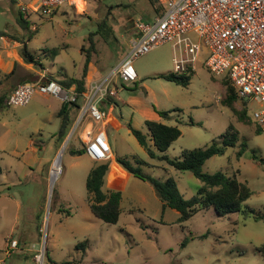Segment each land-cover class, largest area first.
<instances>
[{
	"label": "rangeland",
	"instance_id": "obj_1",
	"mask_svg": "<svg viewBox=\"0 0 264 264\" xmlns=\"http://www.w3.org/2000/svg\"><path fill=\"white\" fill-rule=\"evenodd\" d=\"M164 1L153 7L149 0H75V5L65 3L51 15L31 13L36 33L32 27L20 29L17 23L22 7L37 10L31 0H0V32H21L26 41L30 39L28 49L39 56V70L47 69L61 79L62 74L79 78L85 64L82 49L89 48L98 23L107 21L118 42L110 37L108 42L99 34L94 37L96 52L89 65L90 71L97 69L94 81L109 75L122 61L135 21H151ZM174 56L171 44L162 45L136 59L137 82L116 78L118 96L103 103L109 113L105 130L114 160L97 162L86 153H71L85 148L80 133L87 121L77 126V118L66 139L57 143L61 103L55 97L34 96L26 106L0 109V264H37L34 256L44 248V264H264L257 251L264 245V219L242 212L221 216L210 209L180 223L179 213L163 207L151 182L117 162L124 159L162 183L174 179L180 194L190 199L201 182L160 157L181 159L185 151L220 144V137L227 136L234 146L206 161L203 171H220L246 182L253 194L242 210L248 206L264 214V133L257 132L253 117L259 105L238 99L235 108H246L247 117L240 121L222 102L225 78L209 72L204 56L187 86L159 78L176 72ZM156 110L171 116L161 118ZM158 118L182 133L165 153L157 150L145 125L146 120ZM130 126L147 137L154 157L139 144ZM59 158L60 171L53 179V165ZM102 163L109 164L103 192L122 194L121 216L115 225L95 217L88 203L87 177ZM13 240L17 249L8 250Z\"/></svg>",
	"mask_w": 264,
	"mask_h": 264
},
{
	"label": "built area",
	"instance_id": "obj_2",
	"mask_svg": "<svg viewBox=\"0 0 264 264\" xmlns=\"http://www.w3.org/2000/svg\"><path fill=\"white\" fill-rule=\"evenodd\" d=\"M65 3L75 5V0H35L37 10L33 11L51 15ZM162 5L164 12L153 20L135 21L136 35L129 40L122 61L109 75L91 83L83 94L77 126L87 121L81 138L86 154L94 161L105 162L112 157L105 130L108 112L101 109V104L118 96L116 78L137 82L136 59L165 44H171L174 50L176 73L195 71L204 56L205 66L214 77L229 79L243 102L257 103L259 108L253 117L264 133V0H165ZM36 94L63 103L78 100L75 90L49 80L44 72L39 80L18 85L9 94L7 105L26 106ZM17 246L13 240L8 250ZM44 255L45 248L34 256L37 264H44Z\"/></svg>",
	"mask_w": 264,
	"mask_h": 264
},
{
	"label": "trees",
	"instance_id": "obj_3",
	"mask_svg": "<svg viewBox=\"0 0 264 264\" xmlns=\"http://www.w3.org/2000/svg\"><path fill=\"white\" fill-rule=\"evenodd\" d=\"M152 6H156L158 0H149ZM164 12L163 5H160L157 9V14L160 15ZM27 11H20V17L17 20L18 26L26 31L30 29V21L27 19ZM98 31L91 34L89 37V48H83L82 51L85 55V64L81 77H70L66 75H61L60 77L48 76L49 80L56 81L65 88H71L75 86V91L78 94V100L76 102L63 103L62 107L58 113V118L60 119L59 130L56 134L57 143H62L67 135L69 134L80 109V104L83 102V94L89 91V85H87V73L89 71V64L92 61V55L96 52L94 37L99 34L109 42L108 38H113L118 42L117 36L113 33L111 28H108L107 21H102L98 23ZM104 34V35H103ZM1 36H9L7 32H0ZM14 38V37H12ZM15 39V38H14ZM30 40V39H28ZM23 43L21 54L27 63H33L36 67L40 68L38 63V58L36 54L31 53L26 45V40L23 38L21 40ZM52 54L56 56L57 50H53ZM195 74V71L188 70L183 73L171 72L167 74L159 75V78L164 80L174 82L178 85L187 86L190 79ZM223 84L226 88V96L223 99V104L230 107L235 115H237L240 121H247L246 108L238 110L235 108V103L238 101V96L236 94L235 88L229 81L225 78ZM8 96L6 94L0 96V109L9 107L7 105ZM111 99V98H109ZM101 109H104L101 106ZM161 118L169 119L170 113L167 111H157ZM145 125L150 133L151 140L153 141L157 150L161 153H165L172 144L182 135L181 131L177 126H170L162 123L161 121L146 120ZM230 130L233 126H230ZM132 134L136 137L139 144L143 146L151 157H154V152L148 142L147 137L139 130H136L130 126ZM257 132H261L259 127ZM221 143H213L211 146L205 149H195L187 150L183 153V157L180 159H170L168 156L163 154L160 159L165 160L170 166L174 167L177 171L191 172L200 182L201 186L198 188L197 193L190 199H185L179 192L177 184L174 179L169 178L164 183L157 179L146 176L141 173L140 170L130 167L124 159L117 158V162L125 166L135 177H138L144 181H149L152 183L156 193L158 194L160 200L163 203V207L171 208L179 213V222L184 223L189 221L192 217L202 211H208L213 209L219 215H231L235 213L242 212L244 215H254L256 220L264 219V214L256 211L253 208L245 206L244 203L252 196L253 192L246 182H242L237 179L236 176L228 177L223 172H215L212 174L205 173L203 171V166L210 158L214 156L224 155L226 148L229 146H234V143L227 136L220 137ZM244 149H241L237 155L242 156ZM73 155H83L86 153V149L71 150ZM256 151H253V158L257 159ZM109 170L108 163H102L91 169L87 177L86 189L88 193V203L91 212L95 217L100 219L106 224L115 225L118 223L121 216V192H103L104 178ZM2 173V168L0 166V174ZM183 246H185L183 244ZM85 250L87 248V243L82 244ZM257 251L264 258V245L257 248ZM47 259L50 261L51 258L48 255ZM69 264V263H62Z\"/></svg>",
	"mask_w": 264,
	"mask_h": 264
},
{
	"label": "crops",
	"instance_id": "obj_4",
	"mask_svg": "<svg viewBox=\"0 0 264 264\" xmlns=\"http://www.w3.org/2000/svg\"><path fill=\"white\" fill-rule=\"evenodd\" d=\"M28 1H30V0H28ZM31 2L34 5L35 0H31ZM68 5H70V4H68ZM27 13H28L27 19L31 23L30 29L32 27V31L34 32V30H35V32H36L37 29H36L35 25H33V22L30 19L31 13H34V11L32 9H29V10H27ZM19 17H20V11L18 13L17 20L19 19ZM8 34L9 35L10 34H16V35H19L20 38L14 39L12 37L5 36V38H6L5 40H0V96L4 95V94L9 96V94L12 92V90L15 87H17L19 84L31 83V82H35V81L39 80L44 72L47 74V78H48V75H52L53 77H57V76L53 75V73H50V72L47 73L48 72L47 69L41 71L33 63H27L24 60V58L22 57V54H21V49L23 46V43L21 42V40L23 39V37H22L23 34L21 32H13V33H8ZM135 35L136 34L134 32L133 36H135ZM25 40H26V38H25ZM28 41L25 42L27 47H28ZM127 49H128V47H127ZM126 53H127V50H126L124 56L126 55ZM89 69H90V67H89ZM90 72H91V75L87 74V80H88L87 85H89V86L91 83L98 81V80L91 81V80H93L92 78L94 77L95 73L97 72V69H93ZM34 79H37V80H34ZM138 79H139V77H138ZM71 89L75 90V86H72ZM35 96L44 97L46 99H50L52 97V96H46V95H41V94H36ZM110 100L111 99H108L107 101H110ZM60 103L61 104L58 106V110H57V117H58V113L62 107L63 102L60 101ZM103 103L101 104V106L104 107ZM113 108H114L113 105H111L110 110H112ZM103 110H105V109H103ZM107 121H108V119H106V121H105V127H106ZM156 121H160V118H158ZM59 122H60V119H59ZM81 134L82 133H80V137H81ZM55 137H56V135H55ZM31 145H32L33 150H36V148L34 147V146H36V143L34 141H31ZM112 160H114L113 154H112Z\"/></svg>",
	"mask_w": 264,
	"mask_h": 264
},
{
	"label": "bare ground",
	"instance_id": "obj_5",
	"mask_svg": "<svg viewBox=\"0 0 264 264\" xmlns=\"http://www.w3.org/2000/svg\"><path fill=\"white\" fill-rule=\"evenodd\" d=\"M59 171H60V158L53 165V169H52L53 179L57 177Z\"/></svg>",
	"mask_w": 264,
	"mask_h": 264
}]
</instances>
